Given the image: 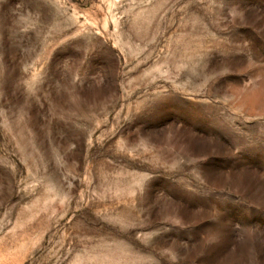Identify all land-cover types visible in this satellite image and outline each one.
<instances>
[{
	"label": "rangeland",
	"instance_id": "1",
	"mask_svg": "<svg viewBox=\"0 0 264 264\" xmlns=\"http://www.w3.org/2000/svg\"><path fill=\"white\" fill-rule=\"evenodd\" d=\"M0 264H264V0H0Z\"/></svg>",
	"mask_w": 264,
	"mask_h": 264
}]
</instances>
